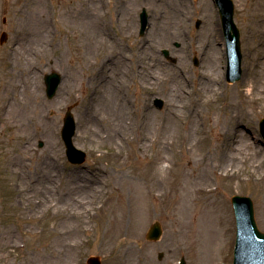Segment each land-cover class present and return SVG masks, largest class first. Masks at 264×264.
<instances>
[{
  "label": "rangeland",
  "instance_id": "374dc122",
  "mask_svg": "<svg viewBox=\"0 0 264 264\" xmlns=\"http://www.w3.org/2000/svg\"><path fill=\"white\" fill-rule=\"evenodd\" d=\"M45 1L50 18L49 38L55 44L46 48L48 53H45V46L42 47L40 38L38 40L35 34L37 43L30 45L32 48L28 55L29 62L34 65V87L37 96H40L37 121L27 120L23 118V114L17 115L13 122L3 119L1 115L4 101L0 100V264H87L90 257H100L103 264H180L181 259H185L187 264H210L201 262V249L195 240V234L178 233L176 222L181 218L174 217L173 213L184 204L182 198H175L169 204L171 213L169 205L167 211L156 209L144 228H140L142 230L139 229L132 238V233L126 228L133 217L125 210L126 200L123 202L124 209L121 203L116 205L119 195L112 187L114 184H122L121 180L116 181L114 175L119 176L128 171L134 176L139 166L148 162L135 161L131 145H125V152L120 155L118 147L122 142L119 136L128 133L127 123L132 118L143 115L146 122L150 123V119L168 117L171 111L177 109L179 115L187 116L194 107H198V104L191 107L188 102L195 99L200 75L211 67H216V78L220 81L221 88L211 103L201 105L204 113L199 126L204 130L203 136H208L212 145L197 151V156H193L191 160H183L177 155L180 162L176 160V163L177 167H184L192 172L191 170H196V158L207 154L219 164L216 172L209 171L210 175L211 172L215 173L206 182L209 186L198 196L196 206L200 210L198 219L212 224L219 236L225 230L226 237L223 236L224 240L219 239V247L214 253L218 250V256L220 253L224 257L222 264H233L236 223L232 197L246 196L253 200L257 224L264 232V139L260 133L264 102H254L249 96L252 82L256 81L260 87L264 84V77L255 78L250 74V67L255 64L257 46L250 26L255 18L250 11V1L233 0L235 23L241 35L243 72L239 82L230 84L226 81V41L214 2L171 0L166 14L173 40L161 48L158 54L159 64L168 75L167 78L173 77L175 66L186 69L188 73L184 85L192 92L184 101L174 99L178 104L174 108L171 105L173 97L168 91L170 84L157 83V77L154 80L147 79L146 76L133 72L134 78L129 75L133 79L131 78L125 95L121 97L126 96L130 101L131 114L120 108V112L113 117L116 127H121L120 132L99 121L101 107L93 101L97 71L105 61V54L109 49L107 53L91 52V64L84 66L80 44L73 35L82 25L68 13L69 9H66L67 12L61 11L62 4L74 6L76 0ZM102 1L106 14L103 21L110 33V41L115 42L113 61L106 64V68L112 69L115 62L120 60L119 55L135 57L146 39L151 37L150 31L144 36L140 35L142 10L145 9L148 13L150 28L154 26L155 17H159L161 10L159 3H151L150 0H130L126 7H130L132 12L126 16L122 14L125 3L118 0ZM27 2L28 0H0V37L4 32L8 34V41L4 45L0 44V95L3 83L9 76L11 53L19 49L20 40L28 41V30H23L24 24L30 20L34 26L31 29L35 32L37 30V19L31 16L33 12L29 11ZM41 8L44 10L43 6ZM197 19L203 21L200 30L195 28ZM125 22L128 23L127 28L123 27ZM45 31L46 29L44 33ZM158 32L159 30L156 31ZM164 50L168 51V57ZM131 60L129 58L125 62L127 67ZM196 60L198 65L195 64ZM262 64L261 61L255 66L259 67L258 73ZM52 72L61 75L62 84L56 97L48 100L44 78ZM155 99L164 101L163 109L154 105ZM230 101L233 106L226 108L225 105ZM182 102L186 105L181 104ZM120 104L118 101V107ZM74 105H77L73 110L77 122L74 143L87 154L85 163L78 166L68 162L61 138L65 113ZM231 114L237 115L238 119L231 118ZM152 131L153 129L150 132ZM227 138L244 139L248 142V148L260 149L261 154L253 157L249 163L227 167V156L223 158ZM102 139L107 144H100ZM41 142L44 143L43 148L39 146ZM155 152V148L151 149L150 154L154 155ZM167 152L173 155L172 149ZM250 163L255 165L251 166ZM190 164L194 165L192 169ZM96 192L99 201L104 196H110L115 204L114 212L110 215L104 208L97 210L93 217L80 218L75 201L79 199L88 202ZM186 199L187 204L190 199ZM138 200L143 204L142 193ZM139 209L142 210L141 206ZM107 215L114 216L108 232L105 227L109 220ZM155 221L162 223L164 234L159 242L152 243L146 241L145 236ZM184 235L188 238H184ZM161 254L163 257L159 259ZM144 260L146 263H138Z\"/></svg>",
  "mask_w": 264,
  "mask_h": 264
},
{
  "label": "bare ground",
  "instance_id": "6f19581e",
  "mask_svg": "<svg viewBox=\"0 0 264 264\" xmlns=\"http://www.w3.org/2000/svg\"><path fill=\"white\" fill-rule=\"evenodd\" d=\"M118 1L125 3L122 14L128 16L132 12L130 7H126L127 4H130V0ZM150 1L154 4L159 3L161 10L159 17L157 19L155 17L154 26L149 28L151 37L146 39L141 49H138L139 52L135 57L119 55L120 60L117 63L115 62L112 69L106 68V64L110 60L113 61L112 58L115 56L113 52L115 49V42L112 40L110 41V33L107 32L106 25L103 21L106 17L103 9V1L76 0L74 6L66 4L61 5V11L69 9L68 13L76 17L82 25L81 29L73 33V35L76 37L77 43L80 44L82 64L84 66L91 64V52L94 54L101 51L107 53V49H109V52L105 54V61H103L101 68L97 71L95 79L97 87L93 96V101L101 107L99 121L101 123H106L112 129H117L119 132L121 131V127H116L113 117L120 112V108L125 109L128 114H131L129 109L130 101L126 96L124 98L121 97L125 95L124 92L127 90V84L131 81V78H134L133 72L146 76L147 79L151 78L154 80V77H157V83L166 82L170 84L168 91L171 97H173L171 105L174 108L178 107L174 99H180L181 101L183 99L184 101L187 96H190L189 93L192 92L184 85V80L187 81L186 74L188 72L186 69L183 70L175 66L173 77L167 78L168 75L162 69L161 64H159L160 60L158 54L161 48L173 40V36L170 35L169 31L170 21L166 14L171 0ZM249 1L250 11L253 12L255 16L250 26L252 33H254L253 39H255L257 43L256 58L254 60L255 64L250 67V74H253L255 78L260 76L264 77V0ZM27 6L29 11L31 10L33 12L31 16L33 15L37 19V30L35 32L31 29L34 26L30 20L26 21L27 24H24L25 27L23 30H28V41L25 42L24 39L20 40L19 49L11 53L9 57V76L3 83L2 94L0 95V100L4 101L1 117L3 119H9L12 122L19 114H23V118L27 120L37 121V104L40 102V96H37L34 87V72L32 73L34 65L29 62L28 56L31 52V46L37 43L35 34H37L38 40L40 38L39 42L42 47L44 48L45 46V53H48L47 49L55 44V41H51L49 38L50 29H48V22L50 18L47 13L46 1L28 0ZM42 6L44 10H42ZM123 27L127 28L128 23L125 22ZM45 29L46 31L44 33ZM158 30L159 32L156 33ZM129 58L132 59V62L129 64L130 66L127 67L125 62ZM261 61L263 64L260 68V74L257 72L259 71V67L255 68V66L259 65ZM215 68L216 67H211L201 73L195 99L188 102L189 106L192 107L198 104V107H194L192 112L187 116L179 115L180 112L177 109L171 111L168 117L154 120L150 119V123L146 122L145 115L132 118L133 120L127 123L128 133L119 136L122 142L121 146L118 147L121 150L120 155L122 152H125V145H131L133 147L132 155H135V161L148 162L139 166L136 172H134V176L128 171L119 174V176L114 175L116 181L121 180L122 184H114L112 188L117 190L116 192L119 195L116 205L121 203L120 205L124 209L123 202L124 200L127 202L125 210L127 213L131 214L133 219L127 225L126 229L128 232L132 233V238L140 228H144L154 212L157 210L167 211V208H169L168 205L173 202L175 198H177V200L182 198L184 204H181L179 210L175 209V213H173L174 217L181 218L177 219L176 222L179 229L178 233L195 234V240L198 243L199 249H201L200 260L202 263L222 264L224 262V257L222 258L220 253L218 256V250L215 253L214 251L219 247V239H225V230L222 232L221 236H219V234L214 231L212 224L203 221L201 218L198 219L200 210L196 206L198 196L204 193L209 186L206 182H208L210 176L216 172L219 164H217L215 160H212L211 156L207 154L204 156L202 155L198 159L196 158V170H191L192 172L187 168L177 167L176 163V160L179 161L177 155L182 157L183 160L186 158L191 160L193 156H197V151L212 145L210 138L208 136H203L204 130L200 128L199 122L202 113H204L201 111V105L204 103H211L212 99L215 98L221 88V83L216 78ZM129 75H132V77H129ZM256 83V81L252 82L249 92L250 99L254 102L263 103L264 84L258 87ZM81 84V81H79V85ZM140 87L143 88V85H140ZM150 88H152V86H150ZM118 101L124 106L122 107L120 104L118 107ZM185 102L181 104L186 105ZM225 106L226 108L233 106V102L230 101ZM222 108H224V106ZM215 112L217 113V110ZM216 113H213V115L215 116ZM96 115H98V112ZM230 117L236 120L238 119V116L235 114H231ZM152 129L153 131L150 132ZM171 129L173 133H171ZM117 131L115 135H117ZM89 132H92V130L89 129ZM211 139L213 140V138ZM100 144L105 145L107 141L102 139ZM154 148L156 152L154 155H151L150 151ZM168 149L173 150V155L167 152ZM224 152L223 158L227 156V160L229 161L226 165L227 167L232 164L241 166V164L249 163L253 157L261 154L260 149L258 150L255 147L248 148V142L241 138H227L225 140ZM127 153L131 154L130 152ZM249 165L254 166L255 163H250ZM190 167L192 169L194 165L190 164ZM210 170L215 172H211L210 175ZM140 193L143 195V204L138 200ZM96 194L97 192L92 195L93 197L89 199L88 202L79 199L75 201L76 205L79 207L77 213H79L78 216H80V218L85 216L93 217L97 210L101 211L104 208L110 215L114 212L115 204L110 196H104L103 199L99 201L98 195ZM188 197L190 201L186 204V198ZM140 206L142 210L139 209ZM171 212L170 206V213ZM110 220L111 222H109ZM113 221L114 216H109V220L105 224L107 232ZM141 230L142 229H140V231ZM126 235H128V233H126ZM223 236L225 237L223 238ZM184 238H188L187 235H184ZM217 256L218 259L212 262L214 257ZM125 263L129 262L125 261ZM138 263H146V261L144 260Z\"/></svg>",
  "mask_w": 264,
  "mask_h": 264
},
{
  "label": "water",
  "instance_id": "95a60500",
  "mask_svg": "<svg viewBox=\"0 0 264 264\" xmlns=\"http://www.w3.org/2000/svg\"><path fill=\"white\" fill-rule=\"evenodd\" d=\"M220 9L223 27L228 43V57H229V71L228 81L236 82L242 77V53L239 31L234 23V5L231 0H216ZM146 12L142 14V31L144 34L147 26ZM202 21H197L196 28H200ZM7 39V35L3 34L1 43L3 44ZM168 54V53H166ZM62 79L60 75L52 73L45 77L46 93L49 99H53L56 95L58 87ZM156 104L162 108L163 102L156 101ZM261 131L264 136V120L261 122ZM76 132V123L74 117L69 109L64 120V127L62 129V139L66 146V154L68 159L73 164H81L85 161L86 155L77 150L73 145V137ZM43 146V143L40 144ZM234 207L236 222H237V247L235 251V264H264V234L261 233L257 227L253 203L246 197H234L232 199ZM163 234L162 225L159 222L154 223L147 235L148 241L156 242ZM162 257V256H161ZM88 264H102L100 259L92 257L88 260ZM181 264H186L183 259Z\"/></svg>",
  "mask_w": 264,
  "mask_h": 264
}]
</instances>
